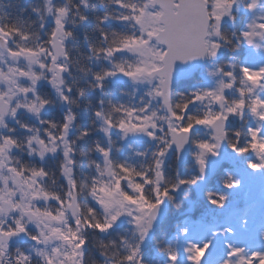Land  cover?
<instances>
[{
	"label": "snow or ice",
	"instance_id": "6c2138e0",
	"mask_svg": "<svg viewBox=\"0 0 264 264\" xmlns=\"http://www.w3.org/2000/svg\"><path fill=\"white\" fill-rule=\"evenodd\" d=\"M80 2L85 8L88 7L87 0ZM113 2L117 8L127 9V14L113 17L105 13L99 18L100 24L109 20L131 21L136 31L121 36L118 42L110 47L95 49V56L112 58L117 54L128 53L135 59L124 63L110 59L111 67L101 72H92V79L96 82L93 87L103 91L105 82L109 79L115 80L118 76L127 78L133 85L148 82L153 87L145 95L152 99L159 98L167 116L161 117L155 110H150V101L139 109L113 104V112L119 114L115 119L105 115L103 110L95 111L94 116L102 122L99 130L107 137V144H101L99 141L94 143V150L100 159L91 162L96 169V175L91 177L89 185L91 204L81 210L78 196L67 193L66 195L71 196V200L67 201L66 207V201L58 194L40 191L44 187L41 178L46 180L49 175L44 167V161L60 152L57 131L61 133L59 139L63 141L62 155L69 163L75 164V159L69 158L70 153L72 157L75 156V150L70 146L68 137L76 116L69 108L61 124H57L54 119L42 118V113L54 101L42 95L39 88L43 81L45 90L51 89L61 103H75L71 99L73 91L71 87L64 90L57 86L64 83V74L71 71L67 63L70 57L66 41L73 36V32L64 23L69 9L67 7L55 9L53 29L46 34L47 40L42 41L35 48L8 46L9 41L15 40L17 36L25 40L28 37L19 28L8 30L0 26V40L7 46L6 53L10 59L19 58L12 64L7 60H0V64L5 66L0 68V75L6 81L11 80L16 89L12 92L6 84L0 83V128L6 129V132H0V155L7 160L6 165L0 170L14 174L24 185H27V188H31L32 185L38 186L37 190L25 195L26 189L22 190L15 182L6 185L7 192L4 196L8 198L4 200V204L7 207H0V264H32L31 252L40 245H44L47 249L48 245L56 240L61 243L52 247L50 251L41 250V264H78L87 244L84 233L91 230L107 234L113 231L122 219L132 226L134 232L138 234V239L135 245H126L127 254L120 256L117 264H145L144 245L154 231L160 206L166 201L174 202L173 193H179L183 185L190 182L194 186L206 180L207 160L219 158L225 145L234 155L248 157L245 166L249 171L264 172V97L255 94L257 88L264 89V64L256 68L245 64L239 65V79L250 86L237 89L238 99H229L226 95V92L233 89L238 79L235 75L237 69L235 64L228 65L229 71H224L222 67H218L215 71L206 69L209 77L221 75L217 87L191 89L183 103H173L172 99L174 82H178L177 66L195 64L204 59L215 60L220 50L226 44L232 43L222 32L225 18L234 24L241 4H244L248 12L255 13L257 8H264L261 0H247V3H244V0H202L204 30L200 33V43L191 50L179 53L173 49L168 37L167 25L163 20L149 23L144 19L158 15L156 8H149L147 0L142 4L126 3L125 0H113ZM234 7L236 14L233 13ZM48 11L52 14L53 8L49 7ZM79 18L84 23L88 20L83 14H79ZM209 27L214 31H206ZM100 36L104 41L109 38V34L102 29ZM232 36L235 38L233 51H238L241 44L257 52L264 51V43H262L264 14L255 15L238 34L233 31ZM22 59L29 61L30 65L35 67L25 70L20 66ZM8 73H13L16 78L12 79ZM190 76L191 72H185L181 74L179 80L188 79ZM78 94L83 97L84 89H79ZM121 94L126 93L121 90ZM20 98L28 102L21 103ZM99 103L103 105L104 101L101 99ZM109 103L111 104V101ZM198 103L205 104L207 111L194 112L193 106ZM21 112L33 114L43 131L22 122L19 118ZM246 114L251 115L256 124L254 127H247L246 132H242L232 125L237 118L244 120ZM9 119L25 133L31 134L35 130L38 134L29 136L27 147L28 155L41 162L39 166L33 164L32 167H27L18 159L13 162L10 153L21 150L24 145L14 135L16 128L9 126L7 122ZM113 129L119 133L121 140H126L129 136L142 135L156 143V151L152 153L151 163L147 168L136 169L127 161H117L113 158L111 138ZM201 129L206 133L205 137L200 136ZM90 134L89 129H81L79 138L83 139ZM33 140L40 146L39 151L33 146ZM49 144L52 146L49 147ZM187 146L193 149L191 155L200 175L191 181L179 178L178 182L172 185L154 182L156 177L163 181L168 154L175 152L176 159L180 160ZM129 147L131 148V145ZM136 155L148 157L147 152H137ZM223 176L220 188L224 191L208 189L204 194L207 204L221 211L228 207L230 199L228 193L243 187V181L231 170L225 168ZM28 181H31V184ZM69 183L73 190L79 191L75 180ZM41 199L45 202L44 207L38 203ZM187 199L188 196L185 195L184 200ZM53 202L55 206H51ZM173 206L176 212L183 207L182 204ZM250 211L249 203L240 204L237 201L233 205L231 215L238 217L241 235L249 232ZM193 228L201 230L204 235L199 239H193L191 236ZM173 234L177 243L181 239L185 241L182 250L183 264H205V261L207 264H264V219L258 232L252 237L258 242L252 244L235 242L238 232L231 222L213 227L206 217L192 219L185 216L182 220L174 222ZM21 237L31 247L27 251L16 248L13 256L9 252L10 241ZM214 248L217 251L214 252ZM159 250L166 253L167 264H181L180 249H174L169 245ZM201 250L203 255L197 259L195 253Z\"/></svg>",
	"mask_w": 264,
	"mask_h": 264
},
{
	"label": "trees",
	"instance_id": "16d2710c",
	"mask_svg": "<svg viewBox=\"0 0 264 264\" xmlns=\"http://www.w3.org/2000/svg\"><path fill=\"white\" fill-rule=\"evenodd\" d=\"M52 1L54 10L58 7H67L69 9L65 24L73 32V36L68 38L66 41L67 51L70 57L67 63L70 66L71 71L66 72L64 75L63 84L65 90L68 87L73 89L71 99L74 100L75 103L67 104L64 107H59L58 105L56 109L54 108L43 112L42 118L54 119L57 124H61L63 123V116L68 112L69 108L72 109V112L76 116V120L73 125H71V134L68 137L70 146L75 150V156L72 157L70 153L69 158L75 159L72 175L79 191H74V193L78 196L79 206L81 210H83L91 204L89 185L91 177L96 175V169L91 162L100 159L94 150V143L99 141L101 144H107V140L103 135H101L102 133L99 130L102 122L94 116V112L97 110H103L105 115H110L113 119H115L119 114L113 112V104L117 106L125 105L129 108L139 109L147 104L146 102H148V99L150 100L151 98L148 96L147 98L143 93H138L127 80H117L116 82L107 80L103 91L94 89L93 87L96 82L92 79V72H101L103 69L111 67V64L109 63L110 59L119 63H124L125 61L121 54H117L112 58H107L103 55L96 58L94 50L110 47L115 42H118V39L121 36L131 34L135 31L134 29L126 27L122 22H117L115 20H109L104 24H100L99 18L105 13H109L113 17L122 15L127 13V9L117 8L113 0H87V8L81 4L80 0ZM141 1L143 2L144 0H125L126 3L136 2L138 4H141ZM245 1L247 0H244V2ZM261 3L264 4V0H261ZM36 6L41 9L45 8L43 7V4L40 2L37 3L36 0H0V26H3L8 30L11 28L21 29V31L28 37V44L23 45L27 48L36 46L37 39L40 42L46 41V34L51 31V28L47 29L44 26L41 27L43 24L40 16L36 13V11H33ZM78 13L88 17L86 23L80 21ZM244 16H246V13H241L240 17L242 18ZM241 22L242 21L240 19H237L234 27L224 24L222 32L225 37L232 41V43L225 45V51L223 55L217 59L218 62L216 63L217 68L222 67L224 71L230 70L228 67L229 64L237 65L235 75L238 79L236 80V84L234 86L235 90L233 92L230 91L228 94L229 99H237L239 97L237 89L248 87L243 85V82L239 79V65L244 64V58L245 55H247L248 47L241 44L238 51L232 50L233 45L235 44V38L232 36V32L235 31L237 34L239 33L240 29L243 28L240 24ZM101 29L109 34L107 41L101 39ZM85 37H87V39H85ZM21 41L22 38L17 36L15 40L9 41V46L14 45L19 47L22 45ZM90 48L92 50H90ZM89 57H91V59ZM205 66H207V64L194 73L190 78L178 80V82L174 84V94L172 97L173 103H183V100L188 96L189 90L195 89L196 87L202 88L205 85L208 79H205L200 75L201 70ZM89 69L91 71H89ZM81 88L85 91L83 97L78 94V90ZM121 90H123L126 94H121ZM51 93L52 92L49 91V97ZM141 98H143V100ZM101 99L104 101L103 105L99 103ZM109 101H111V104ZM193 111L196 113H202L207 110L204 109L200 103H198L193 106ZM20 114L19 118L21 121L28 122L30 125H37V127H40L41 132L43 131L37 121L36 124H34L32 119L28 118V113L21 112ZM163 114L167 116L165 111H163ZM249 116L250 115L246 114L244 120L246 121ZM245 121L243 122V125H240L237 122L236 126L233 127L239 128L242 132H246L248 123L246 124ZM13 127L16 128V126ZM81 129H89L91 134L88 137L80 139L79 136ZM19 132L21 131L16 128L14 135L18 137L22 145H24V131L22 133ZM56 135L59 137L61 133L57 131ZM200 136H206L203 129L200 131ZM111 138L113 141L112 154L115 160L127 161L129 165L134 166L136 169L147 168L149 166L152 159L150 157L141 156L140 160L136 161L137 163L130 161V157H128L125 150L126 146L120 141L119 133L115 129L111 132ZM150 146L151 144L147 142L146 145L143 146L144 149L140 152H147L149 155ZM192 151L193 149L190 146L187 158L184 164L181 165L177 162L175 153H172L171 158L165 161L164 179L162 184H175L178 182L179 178H185L191 181L199 176L197 165L191 155ZM223 153L227 155V160L222 164L217 174L208 181L200 197L196 196L193 185L190 182L183 185L180 188L179 193H173L175 201L171 203L169 202V208L166 216L155 229L151 238L148 240V243L144 247L145 264H157L160 262V259L163 260L164 257H167L166 253L160 251L159 249H163L169 245L171 247L179 245L176 241L172 244L175 240L173 234V224L176 221L182 220L185 216L191 217L192 219H196L197 217L203 219L206 217L209 224L213 227H219L223 223L230 222L227 220L231 217L233 208L232 204L228 205V207L222 211L211 208L204 199L205 191L208 189L224 191V189L220 188V181L224 179L223 171L225 168L235 173L236 177L239 179L243 177L248 178L251 171H249L245 166V161L248 158L247 156L234 155L227 146ZM10 155L13 158V162L18 159L27 167H32L33 164L39 166L41 163L38 159L29 158L25 147L21 150H14ZM63 160L64 158L62 155L60 157L56 156L55 158H47L44 161V167L47 169L49 175L46 180L42 178L41 182L44 185L43 188L45 191L58 194L61 198L65 199L64 197H66L68 183L65 184V180L60 176ZM155 181L156 180H154V182ZM185 195L188 196L187 201L184 200ZM228 195L230 197V201L233 194L231 192L228 193ZM234 197L237 196L234 195ZM174 204H182L183 207H181L179 212H176L174 210ZM240 204H242V202H240ZM98 218L102 219L101 216H98ZM237 224L238 221L234 222V226L239 232L240 229ZM127 226L125 224H121L107 234H101L91 230L85 232L84 236L87 239V244L83 249V256L80 264H117L119 257L127 254L128 251L127 247L124 245V242L126 241L121 239V237L124 238L127 234ZM196 234L201 237L204 233L197 228H193L191 235ZM180 241L182 243L185 242L183 239ZM158 253H160V255H158ZM32 264L41 263L35 260Z\"/></svg>",
	"mask_w": 264,
	"mask_h": 264
},
{
	"label": "rangeland",
	"instance_id": "374dc122",
	"mask_svg": "<svg viewBox=\"0 0 264 264\" xmlns=\"http://www.w3.org/2000/svg\"><path fill=\"white\" fill-rule=\"evenodd\" d=\"M36 1H37V3L40 2L41 4H43V7H45L44 9H41V8H39L37 6L35 8L36 13L40 16V19L42 21L43 26L45 28H47V29H50L51 28V30H52L53 27H54V25L52 23V21H53V15L55 13V10H54V7H53V1L52 0H36ZM143 2L141 1L140 3L142 4ZM147 3H148L149 8H153L154 7V8L157 9L158 15L156 17H150V16L149 17H145L144 19L147 22H149V23H152L154 21H157L158 22V16L160 15V8H157L155 6H151V4L149 3V0H147ZM244 3H247V1H245ZM49 7H52L53 8V13L52 14H50L49 11H48ZM233 13L236 14L235 7L233 8ZM241 13H246V16H244V17L241 18L240 17ZM124 14H127V13H124ZM257 14H264V8H257L256 9V12L255 13H252V12H248L245 9L244 4H241L240 5L239 13L237 14L238 15V18L237 19H240L242 21L240 24L244 27V25L247 24V23H250L252 21L253 17L255 15H257ZM66 20L67 19L65 18L64 19V23H65ZM122 23L126 27H128L130 29H134L136 31V27H135V25L132 24L131 21L122 22ZM224 24H228V25H231L233 27L235 26V23L233 24V22L229 21L227 18H225L224 23H223V26H224ZM213 31L214 30L211 27H209V32H213ZM137 34H139V33H137ZM21 43H22V45L19 46V47L27 48V47L23 46V45L28 44V40L27 39L26 40L25 39H22ZM262 43H264V42H262ZM40 44H41V42L37 39L36 40V46H33L31 48L38 47ZM6 47L7 46L3 45V41L0 40V60H7L8 63L12 64V63H14L15 59H19V58H11L10 59L9 56H8V54L5 51V48ZM224 51H225V46H224V48H222L220 50L219 56L215 60H209L208 59L207 66H205L201 70V72H200L201 77H204L205 79H208V81L205 83V85L202 88H214V87H217L218 86V82L221 79V75H217L215 77H209L206 74V69H210L212 71H215L217 69V64H216L218 62L217 59L220 56L223 55ZM121 55H122V57L124 58L125 61H133L135 59L134 57H132L128 53H122ZM244 64L247 65V66H249V67H252V68H256V67L264 64V51L257 52L253 48L248 47L247 48V55H245V58H244ZM20 66L21 67H24L25 70H31L32 68L35 67L33 65H30L29 62H27L26 60H23V59L20 60ZM3 67H5V66L3 64H0V68H3ZM5 71L7 72V69L6 68H5ZM8 75L11 76L12 79H15L16 78L13 73H8ZM252 78L255 79V77H252ZM109 80H112L114 82H116L117 80L118 81H123V80L124 81L125 80L129 81L127 78H125L123 76H118L115 80H113V79H109ZM0 83L6 84L11 89L12 92H15L16 91V89L13 86L11 80H7V81L4 80V78H3L2 75H0ZM242 84L243 85H246V86H250L246 82H243ZM131 85L133 86V88H135L137 90L138 93H143V94H145L147 91L150 90L151 87H153V85L149 84L148 82H144V83H140V84H136V85H133L131 83ZM57 86L60 87L61 89H64L65 90L64 84H58ZM48 90L50 92H52L51 89L45 90V82L42 81L41 84H40L39 91L41 92L42 95H45V96L49 97V94H48L49 91ZM234 90H235V88L233 87V89L231 90V92H233ZM229 93L230 92H226V95H228ZM255 94L260 95L261 97H264V89L257 88L255 90ZM146 97H147V95H146ZM49 98L52 99L54 101V103L52 105L48 106L45 109L44 112L49 111V110L54 109V108L56 109V107L58 105H59V107H64V106L67 105V104H63L59 100H57L56 99V96H55V94L53 92L50 94V97ZM149 101L151 102L150 110H155L158 113L159 116L164 117L165 116V114H163L164 108L161 105L160 99L159 98H156V99H152L151 98L150 100L148 99V102H146V103L148 104ZM20 102L21 103H27L28 101L27 100H24L23 98H20ZM201 105L204 107V109L207 110L205 104H201ZM23 113H26V112H23ZM28 118H31L32 121H33V123L36 124L37 119H36V117L33 114L28 113ZM244 121L245 120H240V119L237 118L233 122V125L232 126H236V123L237 122L240 125H243V122ZM7 122H8V124H9L10 127L16 126V128L19 129V131H21L19 133H22L23 132V130L20 129V127L18 125H16L12 120L9 119ZM25 123H28V122H25ZM246 124H247L248 127L249 126L254 127L255 124H256V121L250 115L246 119ZM33 126H34V129L35 128H40L39 126L37 127V125H33ZM101 127H102V124H101ZM0 132H6V129L0 128ZM101 133H102L101 135H103L105 137V139L107 140V137L103 134V132H101ZM30 135H38V134L35 132V130L31 134H28V133H25L24 132L23 136H25V139H24V143L23 144H24V147H25V150H26L27 155H28V151H29V149L27 147V142H28V139H29V136ZM59 137H57V144L60 147V152L56 155L58 157H60L62 155V152H63V141L60 140ZM119 139H120V137H119ZM120 141L123 142V144L126 146L125 147V150H126V152L128 154V157H130V161H132V162H136V161H139L140 160L141 156L136 155V153L142 151L144 149L143 146H145L147 142H149L151 144L150 150H149L150 153H149L148 157L152 158V153L154 151H156V143L153 142V141L148 140L146 137H144L142 135L129 136L126 140H121L120 139ZM32 144L36 148L37 151L40 150V146L37 145V143H36L35 140L32 141ZM129 145H131V148L129 147ZM51 146L52 145L49 144V147H51ZM189 149H190V146H189ZM224 149L226 150V145L221 150V154H225V153H223ZM259 150L260 149L258 148V151ZM172 153H175V152L169 153L166 160H168V159L171 158ZM175 156H176V154H175ZM28 157L31 158V159H34V157H32V156H29L28 155ZM49 157L50 158H55V157H52V156H49ZM62 157L64 158V160H63V165L61 166L60 176L65 180V184L68 183L67 189H66L67 190L66 194L67 193H71V196H73L75 190H73L71 184L69 183V181H72L73 180V175H72L73 164L69 163L68 162V159H66L63 155H62ZM184 162L181 163V164H184ZM6 163H7L6 158L4 156L0 155V169H3V166L6 165ZM143 164H144V162H143ZM164 167H165V165H164ZM218 171H219V169L217 170V172ZM217 172H216V174H217ZM41 180H42V178H41ZM154 180H156L155 182H157V177L154 178ZM240 180L243 181V187L241 189H239V190H234L232 192L233 197L230 200V203L232 204V206L237 201L242 202V204L249 203L251 205V211L249 213V220H250V223H249V232L247 234H245V235H241V234L238 233V236H237L235 242L241 243V244H243V243L252 244L254 242H258V241H254L252 237H253V234H255V233L258 232V230H259V228L261 226V221H262V219H264V173L263 172H251L248 178L247 177H245V178L243 177V178H240ZM12 182H15L17 184V186L19 188H21L22 190H25L26 189V191H24V194L25 195H28L30 192L35 191L38 188L37 185H32L31 188H27V185H24L23 182L20 180V178L15 177L14 174H10L7 171L0 170V197H3V199H0V202L3 201V200H7L8 197L7 196H4V193L7 192L6 185L11 184ZM28 183L31 184V181H28ZM40 191H45V190L43 188V189H40ZM234 195H236L237 197H234ZM61 196H62V194H61ZM71 196L66 195V197H64L65 199L61 198V199H63V200L66 201V205H65L66 207H67V201L71 200ZM75 196H77V195L75 194ZM38 203H40V205L42 207L45 206V202H44L43 199H41L40 201H38ZM51 206H55L54 205V202H53V204ZM145 207H146V205H145ZM168 208H169V205H168ZM261 214H262V216H261ZM259 216L261 218L259 220H256ZM231 217L227 221H230L232 223H233V221L234 222L238 221V220L235 221V219H236L235 216H232L231 215ZM121 224H125L126 226L128 225L127 226V230L128 231H127V234L124 237V241H126V242H124L125 247H126L127 244L135 245V243L137 242V239H138V234H136L134 232V230L132 229V226L131 225H129V224L126 223L125 219H122L121 222H120V224L117 225L116 228L118 226H120ZM237 225L239 227V224H237ZM129 228H130V230H129ZM191 236H192L193 239H199L200 238L197 234L196 235H191ZM150 238H148V240ZM148 240L146 241L145 245L148 243ZM174 242H175V240L172 242V244H174ZM60 243L61 242L59 240H56L52 244L48 245L47 249H45V246L44 245L38 246L36 249H34L31 252L32 262L35 261V260H37V261H39L41 263V259H42L41 250L50 251L52 247H55V246L59 245ZM145 245H144V247H145ZM179 245L176 246V247H172V248H174V249H180L181 250V264H183L184 258H183L182 250H183V248L185 246V242L182 243L181 241H179ZM30 247H31V245L28 244V243H26L25 242V239L22 237L21 239L16 240L15 242H13V243L10 244L9 252L14 256L15 255V251L14 250L16 248H20L23 251H27ZM158 255H160V253H158ZM202 255H203V251L202 250L195 253V256L197 257V259H199V257L202 256ZM210 255H213V254L210 253ZM80 261H78V264H80ZM157 264H167V257L166 258L164 257L163 260L160 259V262H158ZM205 264H207V261H205Z\"/></svg>",
	"mask_w": 264,
	"mask_h": 264
},
{
	"label": "water",
	"instance_id": "95a60500",
	"mask_svg": "<svg viewBox=\"0 0 264 264\" xmlns=\"http://www.w3.org/2000/svg\"><path fill=\"white\" fill-rule=\"evenodd\" d=\"M201 2L202 0H149L151 5L160 8L161 13L158 17V21L163 20L164 24L167 25L168 37L173 44L174 51L177 53L191 50L197 47L200 43V33L202 30H204V13L201 8ZM206 31H209V28H207ZM53 54L55 55V50H53ZM207 61L208 59H204L197 61L195 64H189L187 66L178 65L176 72L177 81L179 80L181 74L185 72H191L192 76ZM188 150L189 146L185 148V151L183 152L180 160H178V163L181 164L185 161ZM224 160L225 155L223 154H220L219 158H209L207 160V179L202 183H197L194 185V190L198 197L201 195L208 180L214 175ZM157 182L162 183L163 181L157 177ZM73 196H75V194ZM168 205L169 202L166 201L160 206L159 218L155 224L154 230L164 219ZM0 207H7V205L4 204V200L0 202ZM215 251H217V249L214 248V252Z\"/></svg>",
	"mask_w": 264,
	"mask_h": 264
}]
</instances>
